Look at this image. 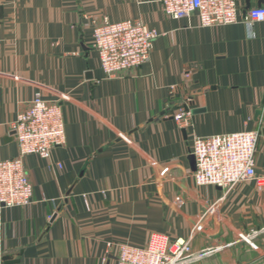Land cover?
Segmentation results:
<instances>
[{"label": "crops", "instance_id": "obj_1", "mask_svg": "<svg viewBox=\"0 0 264 264\" xmlns=\"http://www.w3.org/2000/svg\"><path fill=\"white\" fill-rule=\"evenodd\" d=\"M259 1L238 0V23L202 27L160 0H0V160L18 155L10 123L38 91L61 99L66 129L49 159L26 158L32 203L0 212V264H116L118 243L187 237L212 206L190 264H264V232L256 247L239 237L264 227V188L198 186L190 153L196 135L258 131L264 175V22L242 21ZM94 19L158 31L150 60L107 77Z\"/></svg>", "mask_w": 264, "mask_h": 264}, {"label": "built area", "instance_id": "obj_2", "mask_svg": "<svg viewBox=\"0 0 264 264\" xmlns=\"http://www.w3.org/2000/svg\"><path fill=\"white\" fill-rule=\"evenodd\" d=\"M162 9L172 19L190 20L196 16L202 27H219L238 23V0H160ZM248 25L264 22V5L249 9L242 20ZM92 47L97 51L101 67L107 77L121 75L147 63L160 33L141 20L110 22L92 21ZM171 92L176 90L171 87ZM60 100L46 99L41 91L35 93L28 107L17 114L10 125L19 146L17 156L0 160V212L14 206L32 203L33 185L26 167V158L37 155L49 159L54 147L66 139L65 121ZM192 111L181 107L173 115L181 126H188ZM258 131H241L209 136H194L190 153L195 157L196 170L192 178L198 186L221 187L225 193L237 185L255 181L264 188V175L256 171ZM62 168V164L58 163ZM168 168L162 169L165 175ZM212 206L202 215L187 237L171 239L153 233L145 246L118 243L116 264H190L198 256L192 250L197 235L204 231L208 218L215 213ZM264 227L251 232H240L241 240L256 247L254 239ZM223 246H217L216 251ZM211 249H208L210 252ZM207 252V251H206Z\"/></svg>", "mask_w": 264, "mask_h": 264}, {"label": "water", "instance_id": "obj_3", "mask_svg": "<svg viewBox=\"0 0 264 264\" xmlns=\"http://www.w3.org/2000/svg\"><path fill=\"white\" fill-rule=\"evenodd\" d=\"M259 2H260V3H259V6H262V4L264 3V0H260ZM250 7H251V5H250V3L248 2V3H247V10L250 9ZM258 113H260V111H259ZM191 159H192V161H193V162H192V163H193V169L196 170V160H195V157L192 155ZM70 192H71V190L67 193V195H69ZM55 217H56V216H54L53 219H54Z\"/></svg>", "mask_w": 264, "mask_h": 264}]
</instances>
